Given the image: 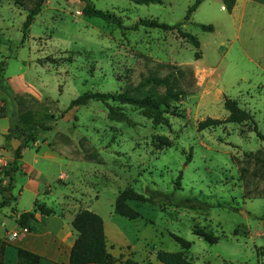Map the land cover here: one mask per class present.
<instances>
[{"label":"rangeland","instance_id":"rangeland-1","mask_svg":"<svg viewBox=\"0 0 264 264\" xmlns=\"http://www.w3.org/2000/svg\"><path fill=\"white\" fill-rule=\"evenodd\" d=\"M141 1L47 0L24 34L28 11L14 0H0V62L7 64L5 79L11 89H0V108L8 115L0 116L5 118L0 126H10V121L22 128L47 126L51 131H41L28 148L51 149L63 158L85 160L81 142L91 144L103 162L83 161L72 176L84 191L75 199L76 206L83 211L93 208L108 221L121 193L132 190L143 196L146 202L129 203L140 219L122 218L129 224L123 233L139 264L154 263L159 251L184 252L172 234L192 243L185 256L193 264H264V222L259 220L264 199L244 197L234 161L264 147L255 133L264 135V15L250 8L242 43H235L237 29L229 12L221 10V0H207L188 25L183 24L196 0ZM87 4L122 25L84 16ZM26 6L34 8L33 3ZM141 19L182 25L199 39L200 50L176 31L132 30ZM199 24L215 31L204 32ZM143 57L192 72L181 86L187 96L175 106L178 115L168 116L166 124L153 125L143 110L129 105L110 102L131 123L112 120L108 105L96 100L70 107L86 93L120 92ZM226 98L249 112L253 121L200 132L198 125L207 119H228ZM2 148L13 155L0 135ZM46 168L50 184L66 172L58 165ZM64 188L58 182L53 185L59 201ZM172 198L187 201V207L172 206ZM95 199L99 201L93 206ZM50 205L57 209L58 202ZM194 231L219 242L210 245Z\"/></svg>","mask_w":264,"mask_h":264},{"label":"trees","instance_id":"trees-1","mask_svg":"<svg viewBox=\"0 0 264 264\" xmlns=\"http://www.w3.org/2000/svg\"><path fill=\"white\" fill-rule=\"evenodd\" d=\"M20 7L28 11V17L23 25L24 34H26L34 24L35 18L40 14L42 7L47 0H14ZM207 0H196L189 8L183 25H188L191 22V17ZM226 11L232 14L237 0H221ZM26 3H33L34 8L29 9ZM143 4H161V0H142ZM83 15L89 18H97L105 21L108 24L121 26V20L113 17L109 13L95 9L87 4L83 10ZM202 31L213 33V26L203 24L197 25ZM159 29L163 31H176L180 38L186 40L190 45L198 51L201 48L199 39L182 30V25L170 26L160 23L158 20L141 19L132 30L139 28ZM196 59H201L200 52L195 55ZM7 64L0 62V89L7 92V82L5 79ZM192 75V72L182 70L170 64H164L154 61L150 58H140L135 65V68L128 74L125 79V85L120 92L115 93H86L78 100L71 103V108L82 106L89 101L96 100L102 102L109 107L110 118L114 121L131 123L128 116L119 109H115L110 105V102L120 106L129 105L143 110L152 120L153 125L161 126L168 122V116H177L179 105L187 96V93L181 89L182 83L187 79V76ZM12 93V92H11ZM10 94V93H8ZM225 109L229 113L226 121L207 119L198 125L200 132L209 129H215L227 124H247L253 121L251 114L243 110L236 101L229 98L225 99ZM0 116L7 118L4 108L0 109ZM51 131L47 126L35 123L26 128L15 126L13 121H10V128L6 135L7 146L13 151L11 142L13 139H18L22 145L18 150L13 151V160L9 162L2 170L3 179L0 181V212L5 208H11L16 201L13 196L15 189L14 183L17 177L23 172V152L26 148L37 142L38 135L41 131ZM260 141L264 143V135L258 131L255 132ZM85 161L93 164H102L103 160L98 153L93 150L91 144L83 140L81 142ZM234 161L238 166V171L241 176L244 186V197L249 200L264 199V147L255 152L244 153L241 159L235 158ZM7 180L8 184L3 182ZM146 202L147 200L132 190H127L120 194L114 206V214L125 218L129 221H137L140 219V214L130 206V202ZM188 202L185 200L171 199V205L177 208L187 207ZM13 214H17L15 209H12ZM40 213L45 217H50L55 212L41 204H36L34 212L22 213L18 218V225L22 229H27L29 232L35 231L36 214ZM264 222V214L259 219ZM73 229L78 234V238L74 247L71 250L69 264H117L108 252L107 240L105 234V226L103 218L88 210L81 211L76 215L73 223ZM194 235L202 238L210 245H217L219 239L205 232L194 231ZM171 237L176 241L184 252L169 253L159 251L156 253V259L160 264H193L188 261L185 256V251H189L192 243L187 240L172 234ZM9 247L6 241L0 240V264H5L6 250ZM18 264H40L41 258L29 251L18 248ZM121 264H139L134 258H129Z\"/></svg>","mask_w":264,"mask_h":264},{"label":"crops","instance_id":"crops-1","mask_svg":"<svg viewBox=\"0 0 264 264\" xmlns=\"http://www.w3.org/2000/svg\"><path fill=\"white\" fill-rule=\"evenodd\" d=\"M223 7H221V10ZM250 8L256 9L255 15H264V0H237L233 13L229 14L233 17L237 29V35L234 38L235 43H242L241 34L244 19L245 15L251 12ZM2 119L5 118L0 120ZM9 128L8 124H1L0 135L5 138ZM52 152L51 149L43 152L40 148L38 150L26 148L23 152V172L14 183L13 195L16 201L11 208L0 212V240L6 241L9 245L6 250L5 264H18V248L38 255L41 258L40 264L70 263L71 250L78 238L72 223L76 215L83 211L76 206L75 199L81 197V193L84 192L78 187L72 176L84 164L83 161L85 160L82 156L80 158L75 156L71 159L63 158L62 155ZM12 160V152L5 148L0 149V168L5 167ZM47 165H50V169L53 165H58L60 172L63 170L66 172L59 173L58 177L50 184L47 176ZM2 179L3 176L0 173V181ZM56 182L65 187V192L60 196L62 201H59V197H56L53 193V185ZM3 184L7 185L8 181L5 180ZM1 200L2 198H0V202ZM63 201H68L70 204L63 206ZM98 201L99 199H95L93 206ZM57 202V209H54L53 205L50 204H56ZM36 204H41L53 210L55 214L45 217L37 213L36 224L34 225L35 231L24 233L17 223L18 218L22 213L34 212ZM12 209H15L17 214H13ZM85 210L94 212L93 208ZM94 213L101 214L98 211ZM103 220L109 254L118 261L117 264L132 258L131 254L134 250L132 242L127 241L123 233L126 231L125 228L129 226L128 222H124L121 217L114 213L108 217V221L104 218ZM13 234H18V236L14 238ZM150 264L160 263L156 259L154 263Z\"/></svg>","mask_w":264,"mask_h":264},{"label":"water","instance_id":"water-1","mask_svg":"<svg viewBox=\"0 0 264 264\" xmlns=\"http://www.w3.org/2000/svg\"><path fill=\"white\" fill-rule=\"evenodd\" d=\"M11 145H12V149H13V151H16V150H18L19 147L22 145V142H21L20 140H18V139H13Z\"/></svg>","mask_w":264,"mask_h":264},{"label":"built area","instance_id":"built-area-1","mask_svg":"<svg viewBox=\"0 0 264 264\" xmlns=\"http://www.w3.org/2000/svg\"><path fill=\"white\" fill-rule=\"evenodd\" d=\"M222 10L225 11V10H226L225 7H223ZM22 231H23L24 233H29V231H28L27 229H22ZM17 236H18V234H13V237H14V238H16Z\"/></svg>","mask_w":264,"mask_h":264}]
</instances>
